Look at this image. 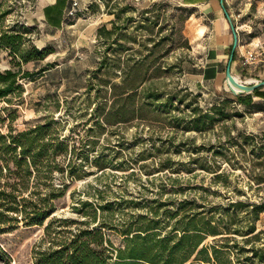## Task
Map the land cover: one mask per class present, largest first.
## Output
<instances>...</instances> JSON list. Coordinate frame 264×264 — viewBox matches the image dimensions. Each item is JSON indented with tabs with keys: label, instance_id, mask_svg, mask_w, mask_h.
I'll return each instance as SVG.
<instances>
[{
	"label": "rangeland",
	"instance_id": "obj_1",
	"mask_svg": "<svg viewBox=\"0 0 264 264\" xmlns=\"http://www.w3.org/2000/svg\"><path fill=\"white\" fill-rule=\"evenodd\" d=\"M187 2L85 0L63 25L53 20L46 25L32 16L31 0H0V10H8L4 23L23 27L26 43L50 51L43 61L22 66L45 65L44 71L19 80L22 89L0 100V132L10 125L21 130L46 118L55 121L56 134L68 148L59 157L63 170L54 173L53 184L65 182L67 188L51 215L73 219L70 228L85 226L86 217L71 209L80 200L109 203L106 219L117 229L132 215L150 217L148 206L155 202L166 201L162 212L191 200L228 228L246 230L249 210L264 202V85L253 93V104L244 106L235 102L226 78L215 85L199 80L195 73L206 64L207 48L199 36V9ZM224 8L236 30L234 59L244 68L241 79L264 80V0H224ZM110 20L127 28L108 46L97 33L102 25L110 28ZM232 42L231 32L229 46ZM8 66L7 53L0 51V69ZM131 70L145 79L140 86L154 92L152 110L99 129L89 120L92 108L97 102H121L114 94L130 87L124 81ZM206 114L212 118L202 117ZM95 158L110 167L102 172ZM156 219L164 226L161 233L174 221L164 214ZM7 226L0 232V264H35L36 250L67 236L48 235L44 225L23 226L17 219ZM255 227L263 230L259 240L244 242L245 236L231 234L245 254L251 246H264V211ZM105 234L115 246L122 245L118 231Z\"/></svg>",
	"mask_w": 264,
	"mask_h": 264
},
{
	"label": "trees",
	"instance_id": "obj_2",
	"mask_svg": "<svg viewBox=\"0 0 264 264\" xmlns=\"http://www.w3.org/2000/svg\"><path fill=\"white\" fill-rule=\"evenodd\" d=\"M7 13L6 9L0 10V51L7 53L9 63L8 67L0 69V100L9 99L10 94L22 89L19 80L30 79L44 71L45 65L33 70L22 66L41 62L50 52L45 47L26 43L24 34L27 30L23 27L6 25L4 17ZM110 23V28L102 25L97 33L105 37L108 46L117 43L127 28L125 23L119 24L116 20H110ZM230 49L231 45L229 52ZM144 81L137 71L131 70L124 81V85L130 87L114 94L122 101L113 100L109 105L97 102L89 120L104 130L106 125L127 121V118H143L144 113L150 111L154 97L148 86H140ZM260 87L250 93L236 94L235 102L252 105V95ZM202 117L212 118L208 114ZM13 119L14 115L10 114V120ZM54 123L46 118L21 130L10 125L6 133L0 132V176L3 170L6 172L3 181L0 178V232L9 227L10 219H17L23 226L44 225L48 235L67 233V236L53 240V245L57 244L55 247L51 242L43 250H36L35 264H264V246H251L250 254H245L239 241L231 236L233 233L243 235L244 242L259 240L263 230H256L255 221L264 211V202L253 204L249 210L250 222L246 230L228 228L226 223L221 224V219L195 208L191 200L176 202L175 207L163 208L162 212L161 207L166 201L155 202L148 206L150 217H147L148 213L132 215L117 229L106 219L112 209L109 203L95 205L80 200L71 209L86 217L82 221L85 226L70 228L73 219L51 215L57 206L55 200L64 195L67 188L65 182L60 186L53 184L54 173L63 170L59 157L68 148L64 139L56 134ZM190 127L201 130L195 124ZM94 161L102 172L110 167L98 158ZM67 165L71 164L68 162ZM69 174L71 178L75 176L71 168ZM160 214L174 219L165 233H161L164 226L156 219ZM54 222L64 228H53ZM105 230L118 231L123 236L122 245L115 246ZM210 236L213 238L206 241Z\"/></svg>",
	"mask_w": 264,
	"mask_h": 264
},
{
	"label": "crops",
	"instance_id": "obj_3",
	"mask_svg": "<svg viewBox=\"0 0 264 264\" xmlns=\"http://www.w3.org/2000/svg\"><path fill=\"white\" fill-rule=\"evenodd\" d=\"M77 1L79 5L85 2V0ZM71 2L72 0H31L30 9L32 10L30 12L33 17H36L35 21L42 24L49 25L53 20L54 25H63ZM186 4L199 9L198 26L203 27V32L199 33V36L207 48L206 64L200 67L195 74L205 84L215 85L219 79H225V68L230 53H227L231 34L230 25L219 0H189ZM32 23H34L33 20ZM230 70L233 76L246 81V79H241L244 68L239 67L236 59L231 61Z\"/></svg>",
	"mask_w": 264,
	"mask_h": 264
},
{
	"label": "water",
	"instance_id": "obj_4",
	"mask_svg": "<svg viewBox=\"0 0 264 264\" xmlns=\"http://www.w3.org/2000/svg\"><path fill=\"white\" fill-rule=\"evenodd\" d=\"M219 3L221 5V7L224 9V12H225L226 18L230 24V28H231V32H232V36H233V42L231 44L228 63H227L226 68H225V78H226V80H228L232 83H235L239 87V91H235L233 89H230V90H232L233 93H235V94L250 93L256 87L264 85V80H253L250 82L241 81V80L237 81L235 79V77L232 75L231 70H230V63L232 61V56H233V53L235 51V47L237 44L236 30L231 23L229 14L226 12V10L224 8V0H219Z\"/></svg>",
	"mask_w": 264,
	"mask_h": 264
},
{
	"label": "built area",
	"instance_id": "obj_5",
	"mask_svg": "<svg viewBox=\"0 0 264 264\" xmlns=\"http://www.w3.org/2000/svg\"><path fill=\"white\" fill-rule=\"evenodd\" d=\"M80 11V5L78 4L77 0H72L71 5L69 7V9L67 10V16L70 17H74L78 14V12ZM249 56L252 55V53L249 51L248 52Z\"/></svg>",
	"mask_w": 264,
	"mask_h": 264
},
{
	"label": "bare ground",
	"instance_id": "obj_6",
	"mask_svg": "<svg viewBox=\"0 0 264 264\" xmlns=\"http://www.w3.org/2000/svg\"><path fill=\"white\" fill-rule=\"evenodd\" d=\"M235 79L237 80V81H239L236 77H235ZM227 81V84H228V88L229 89H233V90H235V91H239V87L235 84V83H232V82H230V81H228V80H226Z\"/></svg>",
	"mask_w": 264,
	"mask_h": 264
}]
</instances>
